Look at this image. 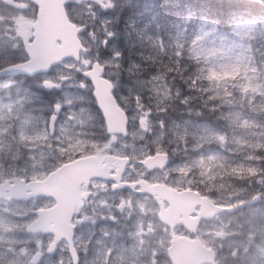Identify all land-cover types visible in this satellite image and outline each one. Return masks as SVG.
<instances>
[{
	"label": "rangeland",
	"instance_id": "rangeland-1",
	"mask_svg": "<svg viewBox=\"0 0 264 264\" xmlns=\"http://www.w3.org/2000/svg\"><path fill=\"white\" fill-rule=\"evenodd\" d=\"M80 1L86 4L85 13L80 17L88 27L84 40L90 51L82 55L79 63L69 61L58 67L57 73L45 78V82L40 85L42 92H38L35 99L30 96L31 89L21 92V85L14 87L16 81L0 80V181L5 176L11 179L20 171L43 182L52 174L48 175L47 170H44L46 162L49 169L53 167L49 166L52 161L48 160L52 159L49 157L51 154L62 156L81 145L84 149L101 147L98 152L109 151L117 146L119 155L133 160L136 177L161 181L163 179L157 178H166V175L150 174L140 161L161 151L164 143L170 146L176 143V148H173L174 167L167 174L171 183L178 186L192 183L203 185L202 190L212 192L210 196L229 201L236 200L241 194L254 198L261 193L264 197V173L259 174L264 170V155L256 157V153L264 151V21L258 23L244 17L237 18L225 30L210 20L187 15L168 20L167 13L159 8L156 0H75L77 7ZM134 2L138 7L134 16L122 11ZM28 3L24 0L18 6L15 2L8 5L0 1V62L4 59L3 46L7 40H19L18 28L13 26L24 12L21 9ZM169 4L170 1L166 0L163 6L167 9ZM127 45L129 53L124 54L122 49ZM23 51L25 54L24 48ZM98 60L103 66H108L105 72L113 85L121 76L132 78L135 90L131 92V105L127 95L116 91L121 106L129 114L131 136L118 137L114 142V137L108 135L104 137L106 142H101L98 135L85 139L82 138L83 134L74 136L73 132L65 131L61 135L62 139H58L60 142L56 141L48 133L49 126L48 132L44 125L41 126L46 117L44 113L63 114V104L75 100L74 97L90 101L91 86L85 81L81 69L91 67ZM123 60L127 64L120 67L118 63ZM149 65H154V69L151 70ZM189 81L197 83L204 106L211 115L216 113L220 121L208 120L205 114L202 116L201 109L189 108L191 100L186 97L190 94L186 93L194 89H191ZM33 84L37 82L25 81L24 87ZM181 84L185 85L184 95L180 88L177 89ZM65 88L69 91H64ZM69 92L74 94L70 99ZM60 94L68 100L62 101L64 98ZM42 95L52 96L53 99L44 100L41 104ZM57 97L61 103L55 104L53 101ZM75 101L71 108L65 109L75 111L80 100ZM175 102L180 105V109L174 117L171 116L173 110L166 108ZM46 104H50L47 105L51 107L50 112H45ZM92 109V105L87 103L81 109L82 117L91 126L95 125L96 132L100 133ZM55 132L56 129L53 134ZM25 160L34 161L31 169L24 165ZM5 161L11 162L12 166L9 167ZM250 165L253 168H249ZM36 168L41 170L35 171ZM247 170H252L253 174L248 177L250 180L245 181L247 178L240 176ZM131 195L128 196L131 205L121 211H125L124 220L133 224L126 230L127 237L135 236L137 240L142 234L153 237L151 234L158 230L159 225L155 221L146 225V219L152 221L147 218V213L151 215L158 206L156 198L167 197L158 191L151 194L134 192ZM189 195L183 194L181 197L187 198ZM196 201L199 199L196 198ZM40 202L31 204L30 211L24 216L14 211L19 203L12 201L0 204V236L5 238L6 235L11 237L10 232L21 233L22 230L16 225L30 224L33 219L28 217H36L31 212L36 205L49 203L47 200ZM214 204V207L219 206ZM212 210V207L207 208L205 214L211 216ZM194 214L192 210L186 216L179 214L178 220H188L186 223L193 225L201 217L200 214ZM20 220L23 222L17 223ZM120 226L123 229L126 225ZM238 227V220L219 217L214 225H205L200 235L206 244L211 245L212 240L236 235ZM104 232L108 233V230ZM171 233V230H167L165 234H158L157 240L150 242H157L153 250L155 255L168 252L173 236ZM159 259L163 264H172L168 254L167 258Z\"/></svg>",
	"mask_w": 264,
	"mask_h": 264
},
{
	"label": "flooded vegetation",
	"instance_id": "flooded-vegetation-1",
	"mask_svg": "<svg viewBox=\"0 0 264 264\" xmlns=\"http://www.w3.org/2000/svg\"><path fill=\"white\" fill-rule=\"evenodd\" d=\"M0 1L7 2L6 4L8 5H11L13 2H15L16 5L20 6L24 0ZM85 9V2H80L78 4L77 10L75 9V11L70 15L71 19L78 24L85 25L80 17L81 14L85 13ZM21 11L24 12L19 16V19L15 21L13 27L15 28L17 26L18 38L23 44L24 41H22L19 37L20 33L25 35L28 41L33 40L34 29L32 28L31 24L37 19L38 8L30 2L26 4L24 8L21 9ZM87 32L88 27H86L83 38ZM93 64L91 67H87V69H81L82 75H84V77L87 79H85V81L91 86L92 94L90 101L84 100L82 97H74L75 100H80V102L76 110L73 107V110H75L73 112H69L67 109L71 108L73 104L77 102L75 100H70L69 102L63 104V114H48L43 112L46 116L45 121L46 119L49 120L47 121L46 125L44 121L41 126L44 125V128L47 132L49 126L50 130L48 133L50 136H54L56 141L60 142L58 139L59 137L62 139L61 135L65 131L73 132L74 134L72 135L74 136H80V134H83L84 136L82 138L85 139L86 137L98 135V140L101 142H106L104 137L106 138L108 135L114 137V142L116 138L121 137V135L118 133L108 132L104 113L101 111L94 98V89L92 88L93 85L87 76V74L92 70ZM126 64L127 63H125L124 60L119 61L118 63L120 67H123ZM104 67L106 71L108 66L106 67L104 65ZM55 73H57V68L50 70L48 73L36 75L34 80H23L17 78L15 80L16 83H14V87H16V85H21L22 92L23 89H29L28 87H24L25 81H36L37 84H33V86L30 87V96L35 99L38 96V92H42L40 85L45 82V78L50 77ZM104 77L110 79L106 72L104 73ZM2 80H4V78ZM67 86H70V84L64 87ZM15 93L16 95L18 94L16 89ZM43 96L44 95H42L40 99L41 104L44 103V100L50 101L53 99L52 96ZM59 96L64 98L63 94H60ZM68 96L69 99L72 98L74 96L73 92H69ZM115 97L117 98L116 93ZM55 99L56 100L53 101L55 104L61 103V100L58 97ZM67 100L68 99L64 98L62 101L65 102ZM87 103L92 105L93 109L91 112L95 115V123L100 127V133L96 132L95 125L91 126V123L86 122L82 117L81 109H83ZM47 105L50 104H46V106ZM41 107L44 108V106ZM50 108V106H47V111L45 112H50ZM38 110L39 109H37V111ZM60 124H62L61 128ZM130 125L131 121L129 117L127 137L131 136ZM55 129L56 132L53 134ZM171 145L172 146L164 143V148L160 152L166 153L170 158V162L172 163L175 157L173 148H176L177 145L176 143H172ZM100 149L101 147H95V149H84L81 145L80 148L70 149L62 156H58L54 153L49 156L51 158L56 156L57 160L54 165L53 163L49 164V166L53 167L50 168L51 170H47L48 175L57 171L66 164L80 162L83 159L92 165H96V167H90L89 169L86 168L87 173L90 175L89 177H78L69 184L70 189H77L76 192H70L68 199L71 201V197H74L75 211L72 217L73 225H68L71 229L70 231L66 232L61 229L60 225H51L57 228V232L52 231L50 227L31 229L32 225H16L22 230L21 233L20 231L19 233L10 232L11 237L9 235V237H7L6 235L5 238L0 236V264H84L86 258L88 259L89 264H148V262H150V264H159L160 257L167 258L166 251L160 256L154 254L153 250L156 249L154 244H157V242L154 241L153 243H150L153 240L152 238L155 237V240H157L158 234H165L167 230L172 231L171 236L176 233L186 234L187 232L181 227H177L176 229L172 230L162 222L160 217V207L167 209L169 204L166 200L161 199V202L163 203L164 201V203L159 205L160 203L155 201L158 206L155 207L151 215L150 212L147 213V218L152 221L150 222L147 219L145 220L146 225L147 223L150 225L153 221L157 222L159 225L158 230L151 234L153 237H147L146 235L143 236L142 234V236L139 235L138 240L135 238V236L128 238V233L126 230L130 229V225L133 224L124 220L126 218L124 215L125 211H121L126 210L127 207L131 205V199L128 198V196H132L131 194L134 192L139 194L141 193L139 189H136L132 185L136 180L142 178L136 179L134 171L131 167L133 160L127 156L119 155L117 152V146L109 151L98 152ZM127 158L129 160H127ZM48 160L52 161V159ZM97 167H101L103 169L102 176H95V173L98 170ZM68 170L70 173H76L80 170V168L71 167ZM154 173H158V171H155ZM14 177L25 179L27 182L39 180L37 178H31V175H28L27 173L23 174L20 171L10 178ZM7 180L9 179L5 176L3 181H0V184ZM29 194L30 191L28 190L26 192V196H29ZM41 200H47L49 203L36 205L35 210L31 212L36 214L38 210L51 208L57 204L55 198L46 196H36L30 199L10 200V202L15 201L19 204L24 202H30V204H39L41 203ZM215 201L219 204L229 205L228 201L225 200L221 201L219 199H215ZM6 202H8L7 198L0 199V204ZM86 202L90 205V211L87 214L81 215V208ZM200 209L201 208L199 206L196 208V212L194 214L195 216L198 215ZM219 216L220 215L210 220L211 225H214V222L217 221ZM86 219L93 227L91 228L92 232L84 234L81 233L79 226L83 224ZM205 222L208 221H201V228H203V225H207ZM120 225L126 226L121 229ZM153 225H156V223H153ZM16 226H11V228H15ZM201 228L199 229V234L201 232ZM105 229L108 230V233L104 232ZM7 238L9 239V242L7 241ZM69 244L71 245L70 248L68 247ZM165 244L166 240H164L163 245ZM208 246L213 249L212 244ZM25 247H27V249H24ZM92 249H95V255H93ZM101 253H103V255H101Z\"/></svg>",
	"mask_w": 264,
	"mask_h": 264
},
{
	"label": "water",
	"instance_id": "water-1",
	"mask_svg": "<svg viewBox=\"0 0 264 264\" xmlns=\"http://www.w3.org/2000/svg\"><path fill=\"white\" fill-rule=\"evenodd\" d=\"M254 1L260 2V0ZM34 2L39 6L38 21L33 25L36 30L35 39L33 43L26 44L30 59L19 65L23 72L31 75L48 71L53 65L69 58L78 60L80 51L85 49L79 39V33L82 29L72 24L66 14L64 7L66 0H34ZM59 40H61V44L58 43ZM99 71L100 68L95 67L90 74V78L94 82L95 96L105 112L109 126H111L113 124L112 120L117 119L122 114L121 112L116 113L117 110L113 111L108 106L109 103L116 105L112 96V85L107 80L100 78ZM124 128L125 122L123 119V128L120 131L123 132ZM153 160L151 158L147 164L152 165L155 162ZM65 180L64 171L61 170L52 174L44 182L32 184L31 188L34 190L33 193L35 195L53 194L61 202L59 208H52L48 212L40 213V218L34 225H50L52 222L60 223V225H70L72 214L66 213L62 205V200H64L65 195H68L65 188L62 187V183ZM51 184L55 188H49ZM17 187L16 181L13 185L10 182L0 185V196H3L8 190L12 196H16ZM186 202L190 201L180 198L177 206L185 210ZM219 210H224V208H219ZM197 226L191 225L187 229L195 233ZM178 248H182V253L178 251ZM170 256L175 264H210L213 262L209 250L203 246L199 239L188 240L185 237H176L174 239L173 247L170 249Z\"/></svg>",
	"mask_w": 264,
	"mask_h": 264
},
{
	"label": "clouds",
	"instance_id": "clouds-1",
	"mask_svg": "<svg viewBox=\"0 0 264 264\" xmlns=\"http://www.w3.org/2000/svg\"><path fill=\"white\" fill-rule=\"evenodd\" d=\"M260 4L264 6V0H260ZM66 12L71 15L77 5L75 0H66L64 5ZM116 7H120L119 4ZM122 11L128 15H135L138 11V7L135 4H131ZM264 11V7H262ZM4 59L0 62V76L4 80H13L17 78L23 80L35 79V76L23 72L19 67L26 62L27 57L24 55L22 43L16 39H9L3 46ZM264 55V53H262ZM114 91H118L121 95H127L129 105H131L133 96L132 91L135 90L131 77H123L115 80ZM57 157H52V163L55 164ZM9 167L12 166L11 162L5 161ZM34 161L25 160L24 165L31 169V165ZM40 168H36L35 171H40ZM44 170H51L45 163ZM195 175V173H193ZM239 199V198H237ZM250 200L254 198L250 197ZM231 207V211L221 212L220 216L229 220H238L239 227L236 235H228L226 239L212 240V247L215 251L216 264H264V200L260 202L246 203L239 207L235 206V201L228 202ZM30 202H24L14 207V211L19 212L22 216L26 215L30 211ZM90 211V205L86 202L81 208V215L87 214ZM34 216L28 217V219H34ZM23 221H17L22 223ZM208 226H211V221L205 222ZM93 226L86 219L83 224L79 226L81 233L87 234ZM229 232L231 230H228ZM153 240L155 237L152 238ZM70 248L71 245L69 244ZM93 255H95V249H92ZM103 255V253H101ZM84 264H89L86 258ZM150 264V262H148ZM159 264H163L161 260Z\"/></svg>",
	"mask_w": 264,
	"mask_h": 264
},
{
	"label": "trees",
	"instance_id": "trees-1",
	"mask_svg": "<svg viewBox=\"0 0 264 264\" xmlns=\"http://www.w3.org/2000/svg\"><path fill=\"white\" fill-rule=\"evenodd\" d=\"M173 1L174 5L178 0H168ZM261 4H257L254 2L246 1V0H179V6L176 10V6L172 7L171 12L173 13L172 18H177L180 12L183 15L191 16L194 18H203L206 20H210L215 23L218 27L228 30V25L236 16H245L247 18H251L252 20H256L253 22L262 23L264 21V11H262ZM174 9V10H173ZM192 88L191 91H188L186 94H190L189 99L191 100L190 104L199 108L202 106V99L199 97L198 85L196 82L192 83L189 81L188 83ZM181 89L183 95L185 85L181 84L178 89ZM198 95V96H197ZM213 120L216 122L220 121V118L216 116V113L211 115ZM264 155V151H259L256 153V157H260ZM264 157V156H263ZM249 168H253L252 165ZM252 171V170H251ZM247 170V172L243 173L240 178H247L245 181L249 180L253 173ZM264 172V171H263ZM259 174H262L261 172Z\"/></svg>",
	"mask_w": 264,
	"mask_h": 264
},
{
	"label": "bare ground",
	"instance_id": "bare-ground-1",
	"mask_svg": "<svg viewBox=\"0 0 264 264\" xmlns=\"http://www.w3.org/2000/svg\"><path fill=\"white\" fill-rule=\"evenodd\" d=\"M167 9H168L169 11H171V10H172V7L169 5V7L167 6ZM64 91H69V89L65 88Z\"/></svg>",
	"mask_w": 264,
	"mask_h": 264
}]
</instances>
